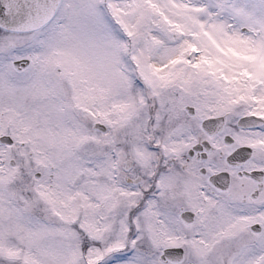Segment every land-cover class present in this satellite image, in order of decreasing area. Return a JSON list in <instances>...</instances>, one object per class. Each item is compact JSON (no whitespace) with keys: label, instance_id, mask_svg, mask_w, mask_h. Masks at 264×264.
<instances>
[{"label":"snow or ice","instance_id":"obj_1","mask_svg":"<svg viewBox=\"0 0 264 264\" xmlns=\"http://www.w3.org/2000/svg\"><path fill=\"white\" fill-rule=\"evenodd\" d=\"M0 264H264V0H0Z\"/></svg>","mask_w":264,"mask_h":264}]
</instances>
